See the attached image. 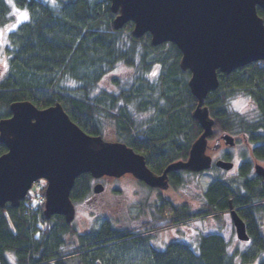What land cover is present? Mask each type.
I'll return each mask as SVG.
<instances>
[{
	"label": "trees",
	"instance_id": "obj_1",
	"mask_svg": "<svg viewBox=\"0 0 264 264\" xmlns=\"http://www.w3.org/2000/svg\"><path fill=\"white\" fill-rule=\"evenodd\" d=\"M15 9L25 11L26 18L5 32ZM258 13L264 19V8ZM114 18L110 0H0V54L6 57L0 71V120L12 115L13 102L30 100L41 108L60 102L91 135L103 136L109 121L116 140L144 154L148 166L161 173L171 162L186 160L203 131L192 115L198 101L188 85L190 73L182 71L175 44L154 47L149 33L137 38L131 24L115 29ZM121 66L128 75H114ZM108 78L110 88H100ZM219 82L204 100L215 121L213 137H242L251 155L264 162V60L220 72ZM237 98L249 99L253 111L246 115L233 109ZM6 151L0 144V155ZM92 185L90 173L79 176L72 200L92 195ZM203 198L200 214L168 201L166 223L220 216L232 200L251 238L247 249L230 250L220 233L151 247L108 220L85 233L62 215L43 226V206L28 201L0 207V264H264V181L254 175L246 151L235 178H215Z\"/></svg>",
	"mask_w": 264,
	"mask_h": 264
},
{
	"label": "water",
	"instance_id": "obj_2",
	"mask_svg": "<svg viewBox=\"0 0 264 264\" xmlns=\"http://www.w3.org/2000/svg\"><path fill=\"white\" fill-rule=\"evenodd\" d=\"M115 29L134 24L135 37L149 33L153 46L174 43L181 51L180 67L190 71L188 81L198 101L193 117L202 127L186 160L168 165L162 175L154 174L145 156L121 141H106L91 135L70 118L61 103L38 108L30 100L13 102L12 115L0 120V207H19L34 182L45 179L44 214L63 215L71 223L76 215L71 191L79 176L95 179L131 173L153 187L167 188L168 173L174 170L201 172L213 165L208 138L214 119L204 100L218 89L219 72L230 74L249 63L264 60V19L258 7L264 0H110ZM226 144L235 138L224 134ZM217 144L216 147H219ZM215 166L231 170L234 162L218 159ZM255 173L264 181V165L255 163ZM97 183L94 191L104 190ZM232 220L240 240L248 241L245 221L230 202Z\"/></svg>",
	"mask_w": 264,
	"mask_h": 264
},
{
	"label": "rangeland",
	"instance_id": "obj_3",
	"mask_svg": "<svg viewBox=\"0 0 264 264\" xmlns=\"http://www.w3.org/2000/svg\"><path fill=\"white\" fill-rule=\"evenodd\" d=\"M13 22L7 27L5 32L14 28L20 21L26 18L25 11L18 9L14 10ZM27 15V14H26ZM1 37V36H0ZM6 57L0 54V71L5 69ZM129 71L126 67L121 66L114 75H128ZM110 79H106L100 88H110ZM233 109L242 114L248 115L253 111V104L249 99L237 98L233 101ZM109 123V124H108ZM105 124L104 138L109 141L116 140V134L109 121ZM208 153L214 158H218L219 152L214 150L213 141H210ZM240 144L233 147L223 145V148L230 150L232 159L235 162V168L231 171L214 169L209 172L199 174H185L183 181L179 185L172 186L168 190L153 192L151 194L137 183L133 175L126 174L120 178H104L105 188L103 192L93 193L90 198L79 205L77 216L74 220V228L80 233H85L92 228H99L104 221H109L114 227L135 228L140 225L141 221L148 219L145 213L138 218L137 213L145 202L155 200L157 194H162L167 200L171 201L176 206H187L193 213L200 214L203 210V196L207 186L215 179L222 178L227 182L235 178L239 172V167L242 162V152H247L250 155V144L240 139ZM254 162L256 159L252 158ZM259 162V161H258ZM264 164V163H263ZM46 184L45 181H42ZM33 192L29 193V196ZM261 227L264 233V213L260 216ZM211 233H220L228 242L230 250L244 251L248 248V242L239 241L236 235V230L231 219V214L226 211L220 216L205 215L186 219L182 223H173L164 225L162 229L153 232L151 238L153 244L157 248H165L169 242L173 241H192L194 237L200 234L208 235ZM264 257V251L261 253ZM240 263V259H238ZM243 264H258L257 262H248Z\"/></svg>",
	"mask_w": 264,
	"mask_h": 264
},
{
	"label": "flooded vegetation",
	"instance_id": "obj_4",
	"mask_svg": "<svg viewBox=\"0 0 264 264\" xmlns=\"http://www.w3.org/2000/svg\"><path fill=\"white\" fill-rule=\"evenodd\" d=\"M39 108H41V107H39ZM213 138H215V137H213V136L210 137L209 138V142L210 141H213V148H214V150H216V151L219 152L218 157L221 158V159H224V160H232L233 161V159H232V155L233 154L231 153V151L230 150L228 151V150H226V149L223 148V145H226L227 147L229 146L228 144H226V142L223 140V138H221V137L220 138H215L214 140H213ZM239 142L240 141L238 139H236L234 145H231L229 147H233L235 145H238V144H240ZM217 144H221L220 147H214ZM226 156L231 157V159H227ZM173 162H171V163H173ZM147 166H148V164H147ZM149 169L154 174H157L158 176L162 175L163 172L165 171L164 170L161 173H157L151 167H149ZM185 174H196V173H193V172H190V171H185V170H174V171H170L168 173V182H169V185H168V188H165V189L164 188H161V187H153L151 185H148L145 181H142V180L137 179V178H136V180H137V183H139L142 188L146 189L149 193L151 192L150 193V195H151V194H154L153 192H155V191H160L161 192L162 190H168L172 186L181 184L182 181H183V177L185 176ZM42 181H45L46 182V180H44V179H41L40 180V182H42ZM89 198H90V196L86 197L81 202H75L74 201L75 207H76V215H75V218L77 216V212H78L79 205L82 204L84 201L88 200ZM167 199L168 198L164 197L162 194H157V196L155 197V200H153V201L150 200V199H148V201L145 202V205H143V206L140 207L139 212H136L138 218H141L142 217V213L144 212L145 213V216L148 217V219H146L144 221H141L140 225L137 226V227H135V228L134 227L133 228L132 227L131 228L128 227L127 229H129L130 230V233H131V235L128 236V237L129 238L143 237V238H145L148 241V243L150 244L151 247L153 246V247H156L157 248V246H155L153 244L151 238L153 237V232L158 231L159 229H162V227L165 224L168 225L166 222H167L168 218L170 217V215H169V211L167 210L168 209L167 202L169 201ZM178 207L179 208H183L184 206L182 205V206H178ZM38 216L40 217V214L39 213H38ZM53 216H55V215H53ZM51 219H52V216L51 217L45 216V220H42L40 224L44 226V224L48 223ZM179 219H181V216H176V220H179ZM179 222L182 223L183 220L182 221H179ZM179 222H176V223H179ZM116 228L126 229L124 227H116Z\"/></svg>",
	"mask_w": 264,
	"mask_h": 264
},
{
	"label": "built area",
	"instance_id": "obj_5",
	"mask_svg": "<svg viewBox=\"0 0 264 264\" xmlns=\"http://www.w3.org/2000/svg\"><path fill=\"white\" fill-rule=\"evenodd\" d=\"M43 200H44V197H43V196H39V197H38V202H39V203H42ZM27 212H28V211H27Z\"/></svg>",
	"mask_w": 264,
	"mask_h": 264
},
{
	"label": "snow or ice",
	"instance_id": "obj_6",
	"mask_svg": "<svg viewBox=\"0 0 264 264\" xmlns=\"http://www.w3.org/2000/svg\"><path fill=\"white\" fill-rule=\"evenodd\" d=\"M25 16H26V13H25Z\"/></svg>",
	"mask_w": 264,
	"mask_h": 264
}]
</instances>
